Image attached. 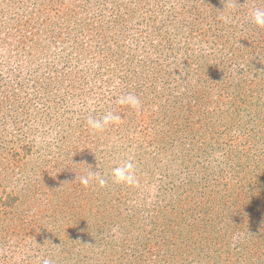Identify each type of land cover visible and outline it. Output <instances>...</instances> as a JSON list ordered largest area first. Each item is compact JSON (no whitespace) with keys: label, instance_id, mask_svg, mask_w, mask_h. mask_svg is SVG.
I'll list each match as a JSON object with an SVG mask.
<instances>
[{"label":"rangeland","instance_id":"374dc122","mask_svg":"<svg viewBox=\"0 0 264 264\" xmlns=\"http://www.w3.org/2000/svg\"><path fill=\"white\" fill-rule=\"evenodd\" d=\"M255 7L264 0H0V264L223 258L197 231L179 254L164 221L195 182L228 189V201L264 202V28L251 22ZM68 12L75 28L63 27ZM198 91L202 126L190 122ZM127 93L139 110L117 103ZM113 110L119 123L89 129V116ZM197 147L192 154L208 152L202 168H184L179 156ZM239 150L247 164L226 166ZM129 157L135 187L109 175ZM89 170L108 185L75 180ZM246 249L233 264H264V253Z\"/></svg>","mask_w":264,"mask_h":264},{"label":"trees","instance_id":"16d2710c","mask_svg":"<svg viewBox=\"0 0 264 264\" xmlns=\"http://www.w3.org/2000/svg\"><path fill=\"white\" fill-rule=\"evenodd\" d=\"M72 16L73 13L68 12V14L66 13V15H64L61 19L66 24L63 26L65 29H72L76 27V23L72 21ZM121 21L122 19L120 17L116 19V21L114 22V31ZM88 28H91V26ZM98 33H102V37L100 38L102 42L103 38L105 37V31H103L102 26L101 33ZM64 35H68V33L64 32ZM89 35L91 36V33ZM116 37H119L121 39L120 34L116 32L112 33L114 42H117V39H115ZM158 37L159 40H157L156 42L158 43V45H162L161 42L165 39H168L161 34L158 35ZM121 44L122 43H120V45ZM165 48L169 47L165 46ZM115 53L118 56L117 52ZM122 57V55L119 56L120 59ZM199 95L200 93L198 91L197 93H193V95H191L190 97V101L194 99V109L193 113L191 114L193 117H195L193 120H190V122L191 124H199L198 126H202L206 123L203 122L206 119V116L203 115L204 113H206V111L202 110V106L198 105V102H196V99ZM61 99L62 96L55 102H58ZM18 100L19 102L21 101V99ZM112 112L119 115L120 117L122 116V114H118L114 110ZM164 124L166 125L167 123ZM188 131L192 133L193 129L189 128ZM166 132H169V128L166 129ZM159 134L160 136L164 135V133ZM152 141L158 140H155L153 138ZM208 145V141L204 139L200 146L202 147ZM197 149L198 147L194 148V150L192 151V149L190 148L187 155L179 156V160L184 168H202V165H200V161L205 159L204 155H206L208 152L204 150L201 151L204 152L203 155H198L197 153L192 154V152L196 151ZM209 149L212 150V148ZM240 151L241 150H239L238 153L240 155L237 154L236 157L226 155L231 156L232 159H235L236 161L235 163H233V160L231 158H227L226 166H229V168H240L241 160L243 161V163L247 164V155L243 156L244 154H242V152ZM163 177H165V175ZM210 186H206L203 184L200 185L198 182L188 184L186 188L189 189L183 190L181 193H178L176 203L170 207V217L166 218L164 222L167 229L166 231L174 234V237H172V239L174 241L176 240L177 244H181L177 247L179 254L182 253V249L186 241L189 238H192V236L190 235H194L197 231L201 232V234H206V237L204 238L205 241L201 242L204 245L210 244V250L216 254V257H223L220 258L219 261H216V264H233V261L231 260L233 259V253H243L245 252V248H247L246 250L249 251V255H251V257H253V255L261 256L264 253V202H261L260 200H256L257 202L254 203L247 201L250 197V194L243 197L241 196L238 199L234 198L232 201H228L227 197L231 194L229 193L228 189H224L222 194H220V189L217 188L216 184H212V187ZM258 186L259 185H257L256 187L258 188ZM254 197L256 198L257 196L254 195ZM249 204H252L251 206L253 207H249ZM229 207H232V209L226 210ZM251 227L257 234H253L250 232ZM242 230H247L248 234L243 233L242 236H239V233H242ZM236 231L239 232L237 234V237L239 239L236 237L234 239L233 237ZM242 240H246L248 246L247 244H244ZM240 256L243 260L245 259V255L243 256L242 254H240Z\"/></svg>","mask_w":264,"mask_h":264},{"label":"clouds","instance_id":"9594fccd","mask_svg":"<svg viewBox=\"0 0 264 264\" xmlns=\"http://www.w3.org/2000/svg\"><path fill=\"white\" fill-rule=\"evenodd\" d=\"M225 22L227 21V18ZM250 19L257 27L264 28V7H255L250 12ZM117 103L120 105H127L133 109L139 110L141 107V101L138 96L133 93L123 94L117 99ZM121 117L112 111L104 114L100 119H96L92 116L87 118V125L89 129L95 133L103 132L106 126L110 124L119 123ZM111 181L117 185H125L135 187L139 184V180L136 174V163L132 157L126 158L122 163L117 164L111 169L110 172ZM84 187H88L90 182L95 183L103 188L109 183V180L98 171L89 170L86 175L76 176V179ZM41 264H54L50 257H42Z\"/></svg>","mask_w":264,"mask_h":264}]
</instances>
